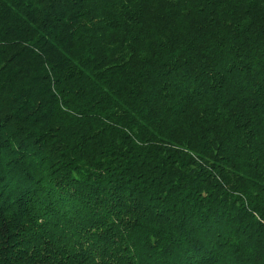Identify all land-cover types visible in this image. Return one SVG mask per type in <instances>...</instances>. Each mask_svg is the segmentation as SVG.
<instances>
[{
	"label": "trees",
	"instance_id": "obj_1",
	"mask_svg": "<svg viewBox=\"0 0 264 264\" xmlns=\"http://www.w3.org/2000/svg\"><path fill=\"white\" fill-rule=\"evenodd\" d=\"M0 264H264V0H0Z\"/></svg>",
	"mask_w": 264,
	"mask_h": 264
}]
</instances>
